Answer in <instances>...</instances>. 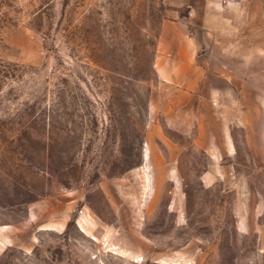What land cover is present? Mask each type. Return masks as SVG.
Wrapping results in <instances>:
<instances>
[{
  "label": "rangeland",
  "instance_id": "obj_1",
  "mask_svg": "<svg viewBox=\"0 0 264 264\" xmlns=\"http://www.w3.org/2000/svg\"><path fill=\"white\" fill-rule=\"evenodd\" d=\"M195 2L0 0V264H264V112L220 150L155 135L161 22Z\"/></svg>",
  "mask_w": 264,
  "mask_h": 264
},
{
  "label": "crops",
  "instance_id": "obj_2",
  "mask_svg": "<svg viewBox=\"0 0 264 264\" xmlns=\"http://www.w3.org/2000/svg\"><path fill=\"white\" fill-rule=\"evenodd\" d=\"M259 3L247 1L241 10L245 25L236 23L226 12L230 4L220 0H196L191 12H168L162 20L154 57L158 84L150 104L155 128L161 129L155 135L166 144L183 135L190 138L185 144L220 150L236 144L234 114L247 122L250 113L264 112V8ZM202 9L209 12H197Z\"/></svg>",
  "mask_w": 264,
  "mask_h": 264
}]
</instances>
